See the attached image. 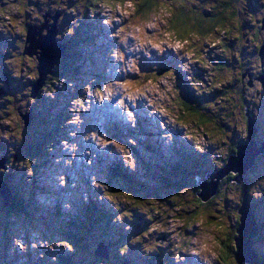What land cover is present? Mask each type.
<instances>
[{
  "label": "rangeland",
  "instance_id": "374dc122",
  "mask_svg": "<svg viewBox=\"0 0 264 264\" xmlns=\"http://www.w3.org/2000/svg\"><path fill=\"white\" fill-rule=\"evenodd\" d=\"M227 1L241 10L235 20L228 19L224 28L211 35L186 34L181 39L168 23L172 6L178 4L175 0H161L160 7L146 17L135 11L136 0H101L93 11L84 9L85 0H0V50L4 53L0 55V88L13 95L14 86L21 93L12 102L7 101V95H0L4 105L0 107V160H4L0 186L10 176L8 182L16 184L14 194L21 188L29 207L35 209L9 219L4 210L7 201L0 196V264H64L60 261L69 258L78 264L85 258L91 260L94 251L107 252L94 232L82 235L87 243L90 241V249L77 250L67 238L78 232L58 226L61 220L77 221L80 204L106 211L105 219L93 221L102 233L123 231L126 248L120 249L119 256L130 264H238L235 254L225 256L223 249L225 244L235 248L234 239L239 235L236 230L241 223L233 213L242 205L236 186L230 185L225 195L214 197L211 205L198 207L194 215L186 212L197 204L190 189L178 194L163 187L157 199L134 203L130 194H110L109 187V174L119 166L120 173L138 179L148 175L154 180L151 172L159 171L165 163L173 166L193 156L203 163L204 159L211 163L215 159L221 170L227 165L222 162L229 158L232 145L247 137V122L241 115L231 114L232 105H216L209 112V124L201 128L192 117L182 115L179 100L186 83H202L201 88L211 95L216 89L213 87L228 76L219 71L218 65L234 64L232 57L238 51L246 64L256 62L250 15L264 14V0ZM46 24L48 30L45 28L43 34H55L56 42L51 45L59 56L61 52L63 56V45L73 50L83 33L95 40L77 48L83 64L77 61V68L63 66L64 77L53 81V86L39 88L47 97V108L69 116L57 122L71 127L67 133L62 132L69 140L65 137L59 142L60 136L54 138L55 147L46 145L47 158L38 161L36 156L29 159L36 148L25 142L34 130L43 127L44 120L40 116L34 127L28 128L33 118L22 98L30 83L35 86L41 79L30 75L40 71V62L27 50L37 45L29 43L28 37L40 38L38 34ZM85 24L90 29H84ZM238 25L247 32L241 40L235 37L240 32ZM142 33L145 38H156L165 51L161 53L152 44L141 47L137 37ZM219 39L228 47L219 44ZM114 53H123V59ZM44 68L51 72L49 67ZM232 68L235 73L241 70ZM7 73L14 78L10 85L4 78ZM252 95L258 101L254 112L263 136L264 92L253 90ZM41 104L37 99L38 107ZM115 118L118 129L112 124ZM260 155L261 164L248 176L255 182L250 192L264 215V151ZM148 163L155 164L153 171ZM96 193L104 196L93 199ZM109 195L114 196L115 204L123 205L121 211L113 209ZM37 214H49L54 221L40 219ZM5 221L10 224L4 226ZM256 249L264 254V237Z\"/></svg>",
  "mask_w": 264,
  "mask_h": 264
},
{
  "label": "trees",
  "instance_id": "16d2710c",
  "mask_svg": "<svg viewBox=\"0 0 264 264\" xmlns=\"http://www.w3.org/2000/svg\"><path fill=\"white\" fill-rule=\"evenodd\" d=\"M101 0H85L84 2V9L86 11H93L96 7V4H98ZM104 1V0H102ZM178 2V4H175L172 6L173 10L171 12V16L169 18V25L174 30L177 35L183 39L186 37V34L192 35L196 34L198 36H208L211 35L213 32H216L217 30H220L221 28H224L225 23L228 19H234L235 15L239 14L241 11L238 9V7L233 6L232 1L227 0H191L190 2H187L188 0H175ZM241 1V0H239ZM238 1V2H239ZM254 2V1H253ZM255 3V2H254ZM161 0H136L134 3L135 11L137 14L142 15L143 17H146L148 15H151L154 10L158 9L160 7ZM201 4V6H200ZM264 7V3L261 5ZM261 12V11H260ZM251 20L253 21V31L251 34V37L254 39V50L253 54L256 57V62L253 64H246L244 62V59L241 57L240 51L236 53V56L232 57L234 64H228L222 63L219 64L218 69L219 71L227 72L226 78L222 81H220L216 86L213 88H216L215 91H211V95H207L208 91H205L201 88V84L199 82L192 83V86L189 83H186V88H184V92L179 98L180 100V106L182 107L183 116H190L194 119V122L198 124L199 127H205V125L209 124L210 122V115L209 112L214 109L216 105L220 104H226L232 105V111L231 114L233 116L239 114L241 117H243L247 122L246 125V131H247V137L242 142L234 143L231 147L230 155L237 153L239 144L247 143L249 142V123L250 121H253L255 126L257 127L258 131L255 136V140L259 143L264 141V135L261 134V127L260 124L257 122V119L255 117L254 112V104L258 101L255 100L252 95L253 90H260L261 92H264V54H263V47H264V14L259 13V15L251 14ZM42 17L44 15L42 14ZM78 24V22H76ZM80 25V24H79ZM87 27L86 29H90V26L84 25ZM240 30L239 34H237L236 40H241L242 37H244L247 32H243L242 25L237 26ZM83 29V28H82ZM89 33H83L80 35L79 39L76 42L75 47L73 50L70 49V47L66 46L65 51L63 52V56L61 60H59V63L57 66H55L53 71L47 75L46 79L42 83L41 87L45 86H53L54 82L59 77H64V69L63 66H68L70 68H77L79 67L78 62H81L82 64L85 61H82L79 57V50L77 49L81 44H84L86 42L92 44L94 43L95 37L88 36ZM250 37V38H251ZM23 45L26 44L23 40H20ZM219 44L225 45V42L222 39H219L217 41ZM90 46V45H89ZM228 46L225 45V48ZM1 55V52H0ZM22 55H26L23 53ZM78 57L80 60H78ZM73 61H72V60ZM69 60V61H68ZM6 63V61H4ZM257 63V65H256ZM81 64V65H82ZM253 65V66H250ZM257 66V68L255 67ZM240 67L241 70L239 73L232 72V67ZM65 68V67H64ZM73 70V69H72ZM75 70V69H74ZM73 70V71H74ZM70 71V70H69ZM93 72V70L91 69ZM91 73V72H90ZM82 74V73H81ZM84 74V73H83ZM157 74V73H153ZM31 77L34 79V77L40 76L39 70L34 73L30 74ZM212 84V80L210 82ZM221 88H218L220 87ZM14 93L7 94V101L12 102L15 100L16 96H20L21 93L19 91L17 92L15 87ZM252 91V92H251ZM251 92V93H250ZM34 88L33 84L30 83V88L27 89V93L23 95V98L26 101V108L27 111L30 109V115L32 118H34L37 114V116L41 115L42 119L44 120L45 126H43L39 131L34 130L33 133H31L30 137H27V141L25 142V145L27 144L32 149H35V153L30 155L29 159L31 160L32 157H35L36 160H42L43 157L47 158V154L49 153L46 145L55 147L53 145L54 138L56 139L58 136H60L59 142L64 138L62 132L67 133L70 129L69 126H67L64 122V124H60L57 121H62V119H67L69 117L65 113H57L56 110L50 108H47V106L38 108V105H36V100L38 97H41V91L39 90L36 96H33ZM209 99V100H208ZM59 103V102H58ZM218 105V107H219ZM60 107V106H59ZM58 107V108H59ZM45 108V110H43ZM47 108V109H46ZM41 109V110H40ZM219 121L221 122L222 119L219 116ZM118 120L117 118L113 119L112 124L115 125V129H118L117 126ZM28 127V126H27ZM28 128L32 129L33 127L29 126ZM121 128H119V131ZM35 134V135H34ZM61 134V135H59ZM65 135V134H64ZM35 136V137H34ZM1 147H3L1 145ZM5 151V149H3ZM152 150V149H151ZM152 152H154L152 150ZM203 153V150L201 151ZM37 153H39V157H37ZM3 155V153H2ZM154 157V156H153ZM261 155L257 156L255 165L248 171L247 175L242 178L239 177V173L237 172H230L228 175H226L220 182L216 194L207 202H205L200 196L199 193L201 192L202 188L200 187V183L203 181H210L211 178H208L207 175L211 173V169H214V171L218 170L219 162L215 159L211 161L205 160L204 163L193 160V156H190L187 159H181L178 161L177 164H174L173 166H169L168 163H165V165L161 166L159 171L151 172L155 176L151 177L146 175V177H142L138 179V177H135L129 173H120L121 167L119 166V169L112 170V172L109 174V183H111L110 187V194H115L116 192H124L131 195V199L134 203H142L144 201L157 199L160 196V192L163 187H165L170 193H180L182 190H193L194 195L197 198V204L194 208L190 211L191 214H197L198 207L203 205L212 204L214 197H217L221 193L225 195L228 191L227 189H231L230 185H234L237 188H239L240 195H239V201L240 206L244 202V197L247 196L248 201L251 204V208L253 213L255 214V221L257 222V225L259 226V235L253 239V250L255 252V256L259 262H264V254L262 252H259L257 248V242H260V239H263L264 237V215L260 212L258 209V206L255 203V197L252 192H250L251 188H254L255 182L248 176L253 173V171L256 169V166L261 164L262 161ZM152 160V159H151ZM150 160V162H151ZM228 161V158L225 159L222 163L226 165ZM33 163V161H32ZM156 164V162H155ZM155 164L148 163L149 169L153 171L155 169ZM216 166V167H215ZM154 167V168H153ZM153 169V170H152ZM127 171V170H126ZM213 171V172H214ZM150 172V171H149ZM32 174V171L30 172ZM11 177H6V180H3V182L6 184L10 196L11 201L8 206L4 205L5 212L10 217H17L19 215L27 214L28 211H32L34 206L28 203L26 200V195L23 193L20 189H16L17 194H14V187L12 185V182H8ZM117 184L119 182L125 183L122 186L118 185H112ZM259 184L257 185V187ZM13 191V194H12ZM2 197V195L0 194ZM24 196V197H23ZM104 195H100L99 193H96L92 196L93 199H100V197H103ZM110 200L113 201V209L117 211H121V208L123 205L119 203L118 205L115 204V198L112 195H109ZM28 197V196H27ZM3 198V197H2ZM26 199V200H25ZM4 201V200H3ZM30 202V201H29ZM169 203V202H168ZM254 203V204H253ZM136 206V205H135ZM29 207V209H27ZM78 212L80 217L77 219V221L74 220H68V221H60V224L58 226L62 227L63 229H72L73 231H77V236L75 235H69L67 240L71 241L74 245L73 247L77 248V250H82L84 248L90 249L92 245L90 244V241L85 240V236L82 235H88L89 232H94L97 235V238L100 242H102V245L107 249V252L109 254V258L97 256L96 251H94L95 255H92L94 257L90 259L85 258L84 261L78 263V264H130L128 260L124 261V257L119 256V253H121L122 248H126L124 246V233L122 230L117 233H102V231L98 230L97 225L93 221H98L99 219H105L107 216L106 211L102 207L98 206H91V205H84L80 204L78 206ZM134 207V206H133ZM25 208V209H24ZM240 209V207H239ZM239 209L235 210L233 214H236V219L238 222H240V213ZM261 207V211H262ZM219 211H221V208H218ZM264 210V209H263ZM24 213V214H23ZM39 215L43 220H51V215L49 214H37ZM214 217V216H213ZM150 218V217H149ZM8 219V218H7ZM98 219V220H97ZM54 221V220H53ZM52 221V222H53ZM56 221V219H55ZM58 221V220H57ZM89 221V222H88ZM261 221V222H260ZM92 222V223H91ZM10 223L4 222L3 225H9ZM56 228V227H55ZM97 229V230H96ZM10 233V232H9ZM118 234V235H117ZM146 235V233H144ZM10 238V235L9 237ZM94 244V249H95ZM223 249H225V256L236 253L237 247L235 244L234 246L230 248L229 245L225 244L223 245ZM111 251V254L109 251ZM123 251V249H122ZM228 252V254H227ZM111 257V258H110ZM236 257V255H235ZM1 259V257H0ZM70 259V258H69ZM64 260L63 262L60 261V263L64 264H73L71 263L72 259ZM112 259V260H111ZM122 262H121V261ZM110 261V262H109ZM237 261V260H236ZM133 264V263H131Z\"/></svg>",
  "mask_w": 264,
  "mask_h": 264
},
{
  "label": "water",
  "instance_id": "95a60500",
  "mask_svg": "<svg viewBox=\"0 0 264 264\" xmlns=\"http://www.w3.org/2000/svg\"><path fill=\"white\" fill-rule=\"evenodd\" d=\"M48 30V25L41 28L40 33L38 34L40 38H37L35 35L31 38L28 37V42L34 43L37 42L35 46L32 44L27 48L30 53H34L37 55V58L40 62V76L41 79L37 83V85H33L34 93L33 96H36L39 88L42 83L46 79L47 75L53 71L54 64L59 62L60 56L57 54L56 50L51 45L55 41V34L49 33L48 35H44L43 31ZM62 44V43H61ZM63 45V44H62ZM63 52L66 49V45L62 46ZM26 54V53H25ZM264 54V47H263ZM30 56H32L30 54ZM264 56V55H263ZM44 67H49L51 72L45 71ZM39 70V69H38ZM43 70L45 72H43ZM253 126V129H251ZM258 131L253 121L249 123V142L239 144L238 151L235 154H232L227 161V165L221 170H216L207 175L208 178H211L210 181H203L199 185L202 188L199 196L205 201H209L217 192L218 186L221 180L228 175L230 172L239 173V177L244 178L248 171L255 165L257 156L260 155L261 152L264 151V141L259 143L255 140V134ZM4 160H0V167H2ZM2 185L5 187V191L1 189ZM0 186V194L3 197L5 202V206H8L11 201L10 192L8 193V188L4 182H2ZM240 213V223L236 232L239 234L237 238L234 239L237 251L235 253L238 264H242L241 262H248L249 264H264V262H259L255 256V252L253 250V239L259 235V226L255 221V214L252 211L251 204L247 199V196L244 197V202L239 209ZM239 223V224H240ZM97 256L107 257L109 258L108 252L105 250L96 251Z\"/></svg>",
  "mask_w": 264,
  "mask_h": 264
},
{
  "label": "flooded vegetation",
  "instance_id": "af4514ba",
  "mask_svg": "<svg viewBox=\"0 0 264 264\" xmlns=\"http://www.w3.org/2000/svg\"><path fill=\"white\" fill-rule=\"evenodd\" d=\"M1 51V50H0ZM1 54L3 55L4 53H3V51H1ZM2 57V56H1ZM5 63H1V65H4ZM8 74V73H7ZM4 74V78H6V82H7V84H11V83H13V77L12 76H10V74ZM14 85V84H13ZM1 89H3V88H0V95H4L5 94V96L8 94L7 92H9L8 90L6 91L5 89H3V91L1 90ZM38 99V101H41L42 102V104L40 105V106H42V107H45L46 106V103L48 102L47 101V97L45 96V94H43L42 92H41V97H38L37 98ZM36 103H37V100H36ZM37 105V104H36ZM3 107L4 105L0 102V107ZM40 106L38 107V108H40ZM47 109V108H46ZM41 110V109H40ZM43 110H45V108H43ZM40 116L41 115H39V116H37V114H36V116L33 118V120H32V123H31V127H34L33 125H35V124H33V122L36 120V122L39 120V118H40ZM43 120V119H42ZM44 122V121H43ZM42 125L43 126H45V123H42ZM3 148V147H2ZM7 151V149H5V152ZM3 155H4V153H3ZM4 157V159H7V157L6 156H3Z\"/></svg>",
  "mask_w": 264,
  "mask_h": 264
},
{
  "label": "clouds",
  "instance_id": "9594fccd",
  "mask_svg": "<svg viewBox=\"0 0 264 264\" xmlns=\"http://www.w3.org/2000/svg\"><path fill=\"white\" fill-rule=\"evenodd\" d=\"M150 27H152V25H150ZM137 39L140 41V45L141 47H143L146 44H152V46L156 49H158L161 53H163L165 51V49L162 47L161 43L158 42L156 40V38L154 37H149V38H145L143 33L137 37ZM114 55H119L120 59H123V53H114ZM171 75V73H169ZM112 93L111 90H109V97H111ZM103 99V97H102ZM21 248H23L24 246L21 244L20 245Z\"/></svg>",
  "mask_w": 264,
  "mask_h": 264
},
{
  "label": "snow or ice",
  "instance_id": "6c2138e0",
  "mask_svg": "<svg viewBox=\"0 0 264 264\" xmlns=\"http://www.w3.org/2000/svg\"><path fill=\"white\" fill-rule=\"evenodd\" d=\"M161 6H165V5H161ZM166 7V6H165Z\"/></svg>",
  "mask_w": 264,
  "mask_h": 264
},
{
  "label": "bare ground",
  "instance_id": "6f19581e",
  "mask_svg": "<svg viewBox=\"0 0 264 264\" xmlns=\"http://www.w3.org/2000/svg\"><path fill=\"white\" fill-rule=\"evenodd\" d=\"M50 16V15H49Z\"/></svg>",
  "mask_w": 264,
  "mask_h": 264
}]
</instances>
